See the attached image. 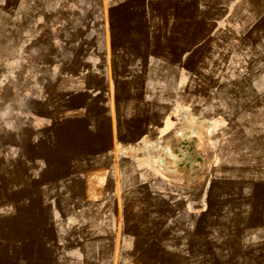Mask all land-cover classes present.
I'll return each instance as SVG.
<instances>
[{
	"label": "rangeland",
	"instance_id": "374dc122",
	"mask_svg": "<svg viewBox=\"0 0 264 264\" xmlns=\"http://www.w3.org/2000/svg\"><path fill=\"white\" fill-rule=\"evenodd\" d=\"M144 5L154 38L128 54L139 59L148 48L164 59L159 80L171 89L150 97L139 77L120 84L122 149L156 162L179 189L173 208L153 199L152 214L128 212L126 231L159 232L145 264H264V0H139L129 21ZM138 25L128 31L148 30ZM13 44L0 40V264H92L102 245L88 244V228L57 220L55 229L49 211L14 215L24 154L56 146L38 140L39 128H53L37 120L39 46L23 74L11 61L23 44ZM150 125L153 137L140 144Z\"/></svg>",
	"mask_w": 264,
	"mask_h": 264
},
{
	"label": "crops",
	"instance_id": "0c3cea01",
	"mask_svg": "<svg viewBox=\"0 0 264 264\" xmlns=\"http://www.w3.org/2000/svg\"><path fill=\"white\" fill-rule=\"evenodd\" d=\"M137 1L6 0L0 8V28L5 26V39L0 40L23 44L22 55L11 60L14 70L25 74L30 46H39V83L33 90L37 120L44 129L53 128L47 133L39 128L38 140L53 139L56 146L49 154L35 149L37 155L30 159L24 154L27 168L15 188L22 192L12 200L14 215L25 221L28 215L49 211L45 213L55 229L57 220L76 221L77 230L88 228V244L102 245L92 264H145L139 258L159 244V232L129 233L127 214H152L153 199L173 208L179 189L160 175L156 162L130 158L122 149L120 84L139 77L150 97L171 89L159 80L164 59L148 48L139 59L128 54L154 38L148 6L139 8L141 18L129 21L137 13L129 5ZM139 19L148 30L130 33L128 29L141 28ZM156 127L150 125L140 144L153 137Z\"/></svg>",
	"mask_w": 264,
	"mask_h": 264
}]
</instances>
